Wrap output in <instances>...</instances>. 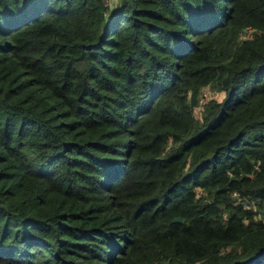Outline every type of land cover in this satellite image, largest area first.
Segmentation results:
<instances>
[{
  "label": "trees",
  "instance_id": "trees-1",
  "mask_svg": "<svg viewBox=\"0 0 264 264\" xmlns=\"http://www.w3.org/2000/svg\"><path fill=\"white\" fill-rule=\"evenodd\" d=\"M258 209L264 0H0V264H264Z\"/></svg>",
  "mask_w": 264,
  "mask_h": 264
},
{
  "label": "rangeland",
  "instance_id": "rangeland-1",
  "mask_svg": "<svg viewBox=\"0 0 264 264\" xmlns=\"http://www.w3.org/2000/svg\"><path fill=\"white\" fill-rule=\"evenodd\" d=\"M247 28V27H246ZM244 29L243 30V32H242V34H250V29ZM213 89L210 87V86H204L203 88H201V96H200V98H199V100H200V102L198 103V104H196L195 106H194V112H195V114L197 115V116H200L201 115V112H202V105H201V102H203L204 101V99H205V94H207L208 96L211 94V93H213L214 92V90L212 91ZM204 91L205 92H207V93H204ZM216 95H221V93H219V91H215L214 92ZM207 95H206V97H207ZM196 188H197V191H198V193H200V192H204L205 190L203 189V187L201 186V185H197L196 186ZM205 193V192H204ZM252 204H253V206L254 207H256L257 205L254 203V202H252ZM256 214H257V216H259V217H263L264 215H263V212L261 211V210H257V212H256ZM153 264H155L154 262H153ZM157 264V263H156Z\"/></svg>",
  "mask_w": 264,
  "mask_h": 264
},
{
  "label": "water",
  "instance_id": "water-1",
  "mask_svg": "<svg viewBox=\"0 0 264 264\" xmlns=\"http://www.w3.org/2000/svg\"><path fill=\"white\" fill-rule=\"evenodd\" d=\"M175 218H181V216H175Z\"/></svg>",
  "mask_w": 264,
  "mask_h": 264
},
{
  "label": "built area",
  "instance_id": "built-area-1",
  "mask_svg": "<svg viewBox=\"0 0 264 264\" xmlns=\"http://www.w3.org/2000/svg\"><path fill=\"white\" fill-rule=\"evenodd\" d=\"M107 2L109 1V0H106ZM204 93H206L205 91H204ZM235 192V191H234Z\"/></svg>",
  "mask_w": 264,
  "mask_h": 264
}]
</instances>
